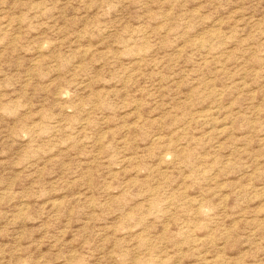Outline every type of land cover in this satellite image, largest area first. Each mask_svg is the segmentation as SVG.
<instances>
[{
	"label": "rangeland",
	"instance_id": "374dc122",
	"mask_svg": "<svg viewBox=\"0 0 264 264\" xmlns=\"http://www.w3.org/2000/svg\"><path fill=\"white\" fill-rule=\"evenodd\" d=\"M0 264H264V0H0Z\"/></svg>",
	"mask_w": 264,
	"mask_h": 264
}]
</instances>
